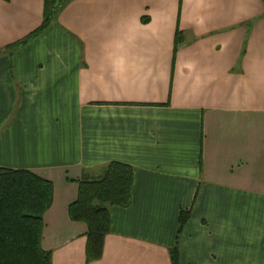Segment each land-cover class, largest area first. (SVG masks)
<instances>
[{"label":"crops","instance_id":"obj_1","mask_svg":"<svg viewBox=\"0 0 264 264\" xmlns=\"http://www.w3.org/2000/svg\"><path fill=\"white\" fill-rule=\"evenodd\" d=\"M44 3L0 0V168L52 182L53 264H88L69 208L112 162L133 200L90 264H172L183 209L182 264H264V0H70L6 53Z\"/></svg>","mask_w":264,"mask_h":264},{"label":"trees","instance_id":"obj_2","mask_svg":"<svg viewBox=\"0 0 264 264\" xmlns=\"http://www.w3.org/2000/svg\"><path fill=\"white\" fill-rule=\"evenodd\" d=\"M69 1L45 0L42 25L22 41L6 47L5 52L13 55L43 35ZM184 40L183 33L178 32L175 52ZM134 181L131 165L112 162L99 179L79 182L78 197L69 208V217L87 227L88 264L103 257L105 239L111 233L110 210L131 206ZM53 198L52 182L31 171L0 168V264H53L52 252L44 250L42 245L44 216ZM191 217V210L180 211L176 243L170 250L172 264H182L180 237Z\"/></svg>","mask_w":264,"mask_h":264}]
</instances>
